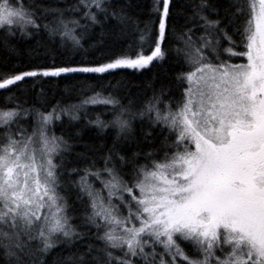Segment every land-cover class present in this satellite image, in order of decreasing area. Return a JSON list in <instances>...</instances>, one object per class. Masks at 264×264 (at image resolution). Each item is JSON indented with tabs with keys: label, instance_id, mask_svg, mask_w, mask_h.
<instances>
[{
	"label": "snow or ice",
	"instance_id": "obj_1",
	"mask_svg": "<svg viewBox=\"0 0 264 264\" xmlns=\"http://www.w3.org/2000/svg\"><path fill=\"white\" fill-rule=\"evenodd\" d=\"M130 7L112 0H76L64 8L0 0V28L10 35L43 28L78 50L84 35L109 21L122 34L129 26L138 34L135 49L129 45L103 60L74 66L53 60L0 75V90L26 78L110 74L162 60L174 0H153L146 20L131 15ZM176 39V55L187 67L176 76L183 92L175 105L165 102L163 85L137 112L103 88L90 87L93 94L78 104L57 103L50 111L6 98L17 102L0 108L4 264H47L43 257L57 246L69 251L58 264H264V0H198ZM95 104L111 106L112 119L97 115L87 123L115 128L116 140L101 157L102 167L93 160L66 169L70 140L80 132L56 135L55 124L65 117L80 121ZM137 118L148 121L143 142L151 150L122 154L117 145L135 139ZM24 119L32 121L31 132L20 124ZM65 175L85 204L78 224L61 192Z\"/></svg>",
	"mask_w": 264,
	"mask_h": 264
},
{
	"label": "trees",
	"instance_id": "obj_2",
	"mask_svg": "<svg viewBox=\"0 0 264 264\" xmlns=\"http://www.w3.org/2000/svg\"><path fill=\"white\" fill-rule=\"evenodd\" d=\"M32 0H25L31 3ZM40 2V0H38ZM76 0H43L47 6L64 8L75 3ZM116 6L130 4L129 12L133 16H138L141 20H146L151 12L153 0H112ZM198 3V0H174L173 16L169 21L167 40L162 45L168 49L162 60H155L145 69L122 68L112 71L110 74H62L61 77L52 78H26L23 82H18L17 86L11 87L10 91L0 90V108L13 106L16 100L9 101L7 97H16L19 102H27L26 107L34 106L41 111H50L57 103L61 105L78 104L81 99L91 96L92 90L101 91L104 95L111 93L120 103L129 107L132 112L141 110L152 98L154 91L159 92L161 86L165 88V102L175 105L181 100L183 88L176 80V76L186 70V65L177 57L175 49L181 45L176 39V34L183 30L185 15H189L191 7ZM49 20L51 17L48 18ZM47 20L39 23H47ZM142 26V25H141ZM79 31L77 35H79ZM199 33H197L198 35ZM234 39L239 43L240 37ZM138 34L133 27L129 26L125 33H121L116 21H109L103 27L96 25L81 40L82 48L73 50L71 41L61 42L59 37L52 39L43 30L33 32L31 35H21L15 31L14 35L9 34V28H0V75L18 74L23 71L32 70L39 64H51L53 60L58 65L68 63L74 66L83 60L95 61L103 60L106 54L120 53L128 49L129 45L136 47ZM225 42L223 47H227ZM147 47V46H146ZM237 51L241 49H236ZM227 59V55H222ZM245 60V58H244ZM242 60L233 58L232 62L237 63ZM41 90L43 95L41 96ZM87 117H82L80 121L69 122L67 117L55 124L56 135L74 134L79 131L80 137L70 140L73 147L69 153L65 154V168H83L91 161H96L97 167H102L101 157L113 146L116 140V129L108 128L103 131L88 124V120H94L97 115L103 120H111V106L103 104L88 105ZM32 121L28 119V129H31ZM135 129V139L125 143L121 141L117 149L122 154L131 155L136 151L151 150L143 142V131L149 130L148 121L143 122L137 118L133 121ZM29 129V130H30ZM154 133L159 132V128L152 129ZM139 145V146H138ZM83 154V156L81 155ZM84 156L87 159L83 158ZM59 163V158H56ZM144 163L143 160L140 161ZM65 171V169H61ZM125 171H128L125 168ZM77 177L72 176L71 179ZM68 176L62 177V195H64L70 205L69 215L73 217V223H80L85 204L77 200V191L68 185ZM96 187H100L97 183ZM186 251H190L187 244H182ZM69 255L68 249L57 246L52 249L43 259L47 264H58L63 258ZM0 264H4L3 257H0Z\"/></svg>",
	"mask_w": 264,
	"mask_h": 264
},
{
	"label": "rangeland",
	"instance_id": "obj_3",
	"mask_svg": "<svg viewBox=\"0 0 264 264\" xmlns=\"http://www.w3.org/2000/svg\"><path fill=\"white\" fill-rule=\"evenodd\" d=\"M241 62H246V58H245V60L244 61H241ZM234 63V62H233ZM237 63H240V62H237ZM20 124L23 126V127H25L26 129H28V119H24V120H21L20 121ZM30 129V128H29ZM28 129V131L29 132H31V129L29 130Z\"/></svg>",
	"mask_w": 264,
	"mask_h": 264
}]
</instances>
